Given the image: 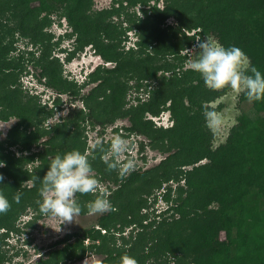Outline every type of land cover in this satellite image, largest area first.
<instances>
[{
	"label": "trees",
	"instance_id": "1",
	"mask_svg": "<svg viewBox=\"0 0 264 264\" xmlns=\"http://www.w3.org/2000/svg\"><path fill=\"white\" fill-rule=\"evenodd\" d=\"M113 1L116 5L89 14L91 0H0V121L16 119L0 138V192L11 203L0 214V264L11 259L3 248L6 235L27 232L23 228L35 227L42 215L37 204L41 185L34 177H43L57 153L88 150L87 126L104 127L120 117L129 120L123 126L125 135H142L147 145L166 155L121 178L107 170L105 152L92 153L94 174L111 180L105 189L112 209L98 214L92 225L51 242L30 264H67L89 254L100 257L91 264H123L126 256L138 264H264V99L250 101L251 113L238 114L224 142L213 148L203 104L223 91L209 89L186 67L183 52L195 38L188 34L193 30L240 47L264 73V0H162V5L153 0L149 6L148 0ZM136 4L138 14L124 10ZM58 12L69 23L67 34L75 38L67 60L91 45L111 63L89 73L87 83H97L85 94L63 76L59 58L51 53L53 36L44 29L48 17ZM113 15L122 16L127 26L112 20ZM126 29L136 36L135 48H128L127 54L120 46ZM15 32L28 38L27 52L12 53ZM32 47L39 50L37 55ZM28 63L38 70L37 80L55 91L54 105L67 93L83 106H70L60 120L46 124L54 106L42 104L19 80L28 72ZM125 76L133 79L129 87L137 92L148 90L146 98L135 96L136 104L127 107L122 97ZM240 99L248 100L243 92ZM164 109L172 125L156 126L149 116ZM108 145L104 142L105 149ZM144 147L141 142L139 152ZM160 189L166 207L150 216L143 210L153 202L147 197ZM17 192L22 194L19 203L13 200ZM76 198L81 214H86L93 194L77 193ZM31 210L19 227L17 221ZM127 227L132 230L124 234Z\"/></svg>",
	"mask_w": 264,
	"mask_h": 264
},
{
	"label": "rangeland",
	"instance_id": "2",
	"mask_svg": "<svg viewBox=\"0 0 264 264\" xmlns=\"http://www.w3.org/2000/svg\"><path fill=\"white\" fill-rule=\"evenodd\" d=\"M114 3L113 0H91L89 8L87 12L89 14H94L95 11L102 8H110ZM148 6L153 4V0H148ZM116 5V4H115ZM158 5H162V0H159ZM139 4H136L135 7L126 6L124 10L127 13H131L135 11L137 14L139 11ZM61 12L52 13L48 18L50 19L49 25L45 26V31L50 32L53 36L51 40L52 46V55H55L59 58L62 67L63 76L75 84V88L80 89L81 94L87 93L90 88H92L97 80L90 81L89 73L93 71V69L98 66H111L110 62L105 63L102 58L99 56L95 49L91 45H86L83 49L78 50L75 55H73L70 59H66L68 52L74 48V35H68L67 33L70 31L69 23L64 15H59ZM43 15V14H41ZM112 20L119 21L122 26H127L126 21L122 16L116 17V15L111 16ZM167 22H173L172 18H168ZM195 31H189L188 34H194L195 38L190 41V45L188 47H194L197 40L203 39L207 36L209 39L217 41L212 35H202L195 34ZM126 35L125 41L121 43V49L127 54L128 48H135V40L136 36L132 30H127L124 32ZM13 38L15 40L16 50L12 53H19V51L27 52L30 49L31 44L27 37L18 36V32L13 34ZM101 40V38H100ZM105 41V39H104ZM35 55L39 53V50L32 47ZM184 52V51H183ZM194 57L187 55L185 60V66L190 67V63ZM27 73L21 74L20 82L22 83V88L30 94H37L39 100L42 104H45L48 108L53 107L54 114L49 117L45 123H53L55 121L60 120L62 116L70 109V106L76 105L78 107L83 106L81 101L75 99L71 101L72 96L69 94H60V102L58 104H53V98L56 96V93L51 88L44 86L40 81L37 80L35 75L38 70L32 66L30 63L26 65ZM199 74V73H198ZM126 92L123 94V99L126 101V107L130 104H136L138 101L135 96L139 99L146 98L148 94V90L141 88L139 92L134 90V88L129 87V85L133 84V79H129L125 76ZM199 79L203 80L199 74ZM85 82V83H84ZM87 83V84H86ZM222 90L223 93L217 98L204 103L203 105L207 107L209 110H215L222 119V124L215 129L211 130L212 135V147H216L222 142H224L225 138L228 136L231 127L236 123V117L243 111L250 110V101L240 99L241 92H237L229 87L219 89ZM204 111L202 112V114ZM204 115V114H203ZM153 123L156 126L169 127L172 125V119L169 115V111L164 109L157 116H149ZM15 118H11L7 122L0 121V138H3L9 129V127L15 122ZM129 125V120L126 117H120L115 119L113 122L105 124L104 127L100 125H95L94 127H88L84 129V135L86 137L87 144H91L95 139L101 138L103 142H110L111 138L115 135H122L130 142V149L124 156H131L135 159L136 168H146L148 166L156 164L165 153H160L156 149H152L149 145H147V138L142 135H137L135 133H130L129 135H125L126 131L123 126ZM143 142L145 144L144 150L139 152V144ZM106 153L103 158H105ZM145 156V159H142L141 156ZM206 161L203 159L201 162ZM191 165L187 166L189 168ZM115 174L116 171H113ZM99 180V179H98ZM100 187L105 189L107 185H111V180L104 179L99 180ZM172 185L175 183L172 182ZM162 189L155 191L152 195L147 197V201L152 203H148L149 207L147 209H143L148 212L149 215H155L160 210L166 207V202L162 200L161 193ZM156 197V201L153 200V197ZM33 210L27 211L23 214L20 219L17 221L19 227L23 226L24 221L28 220V218L33 214ZM97 215H80L76 221L72 223H65L60 225L58 219L54 217H49L45 215H41L39 219L35 222V227L33 228H23L24 231L18 233L15 231H11L6 235L5 241L3 242V248L6 252V256H11V259L6 261L5 264H30L34 261H37L39 256L45 254V250L48 249V246L54 240L62 238L67 232L78 230L81 227L92 225L94 223V219ZM132 230V227H127L124 231V234H128ZM1 232V231H0ZM220 237L223 238V233H220ZM29 239L30 242H26V239ZM72 240V239H70ZM64 244L58 245V247ZM16 252V253H15ZM87 255V254H86ZM100 257L95 255H87L85 258L79 261L71 260L67 262V264H91L97 261ZM73 261V262H72ZM62 264V263H61Z\"/></svg>",
	"mask_w": 264,
	"mask_h": 264
},
{
	"label": "clouds",
	"instance_id": "3",
	"mask_svg": "<svg viewBox=\"0 0 264 264\" xmlns=\"http://www.w3.org/2000/svg\"><path fill=\"white\" fill-rule=\"evenodd\" d=\"M185 55L194 57L190 63L192 71L200 74L204 84L212 90L229 87L237 92H243L249 101L264 99V73L251 64L250 58L238 46H225L218 41L205 36L197 40L194 47L184 50ZM204 118L210 129L218 128L222 124L220 115L215 110L205 109ZM130 142L122 135L111 138L105 149L101 138L95 139L89 149L81 151L72 149L57 153L51 158L43 177H34L40 181V196L37 200L40 213L58 219L60 225L72 223L81 215L82 205L76 194H93L94 198L87 202V215H97L112 209L106 189L100 187L99 180L94 174L92 153L105 152L107 170L116 171L121 178L136 168L135 159L124 156L130 149ZM4 162L0 160V167ZM4 176L0 173V184ZM21 193L17 192L13 200L19 203ZM11 207L7 196L0 192V214L6 213ZM104 231L101 232L104 233ZM111 264V262H109ZM123 264H138L130 256L124 258Z\"/></svg>",
	"mask_w": 264,
	"mask_h": 264
},
{
	"label": "flooded vegetation",
	"instance_id": "4",
	"mask_svg": "<svg viewBox=\"0 0 264 264\" xmlns=\"http://www.w3.org/2000/svg\"><path fill=\"white\" fill-rule=\"evenodd\" d=\"M167 110H168V109H167ZM168 111H169V110H168ZM169 115H170V112H169ZM97 215H98V214H97ZM96 218H97V216H96ZM96 218L94 219V222L96 221ZM88 226H89V225H88ZM39 257H40V256H39ZM38 259H39V258H38ZM38 259H37V260H38Z\"/></svg>",
	"mask_w": 264,
	"mask_h": 264
},
{
	"label": "built area",
	"instance_id": "5",
	"mask_svg": "<svg viewBox=\"0 0 264 264\" xmlns=\"http://www.w3.org/2000/svg\"><path fill=\"white\" fill-rule=\"evenodd\" d=\"M102 231H104V230L102 229Z\"/></svg>",
	"mask_w": 264,
	"mask_h": 264
},
{
	"label": "water",
	"instance_id": "6",
	"mask_svg": "<svg viewBox=\"0 0 264 264\" xmlns=\"http://www.w3.org/2000/svg\"><path fill=\"white\" fill-rule=\"evenodd\" d=\"M81 215H84V214H81Z\"/></svg>",
	"mask_w": 264,
	"mask_h": 264
},
{
	"label": "bare ground",
	"instance_id": "7",
	"mask_svg": "<svg viewBox=\"0 0 264 264\" xmlns=\"http://www.w3.org/2000/svg\"><path fill=\"white\" fill-rule=\"evenodd\" d=\"M85 214V213H84Z\"/></svg>",
	"mask_w": 264,
	"mask_h": 264
}]
</instances>
